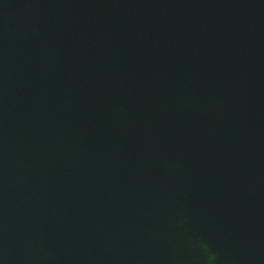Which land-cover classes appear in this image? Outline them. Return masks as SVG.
I'll use <instances>...</instances> for the list:
<instances>
[{
  "label": "water",
  "instance_id": "water-1",
  "mask_svg": "<svg viewBox=\"0 0 264 264\" xmlns=\"http://www.w3.org/2000/svg\"><path fill=\"white\" fill-rule=\"evenodd\" d=\"M0 264H264V0H0Z\"/></svg>",
  "mask_w": 264,
  "mask_h": 264
}]
</instances>
